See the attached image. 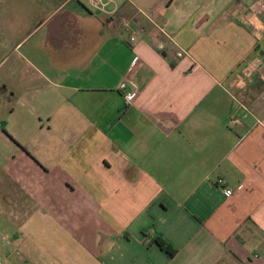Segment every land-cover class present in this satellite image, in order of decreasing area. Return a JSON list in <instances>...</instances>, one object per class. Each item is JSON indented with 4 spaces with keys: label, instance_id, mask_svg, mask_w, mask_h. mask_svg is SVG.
Instances as JSON below:
<instances>
[{
    "label": "crops",
    "instance_id": "crops-1",
    "mask_svg": "<svg viewBox=\"0 0 264 264\" xmlns=\"http://www.w3.org/2000/svg\"><path fill=\"white\" fill-rule=\"evenodd\" d=\"M255 1L0 0L5 264H264Z\"/></svg>",
    "mask_w": 264,
    "mask_h": 264
},
{
    "label": "built area",
    "instance_id": "built-area-1",
    "mask_svg": "<svg viewBox=\"0 0 264 264\" xmlns=\"http://www.w3.org/2000/svg\"><path fill=\"white\" fill-rule=\"evenodd\" d=\"M106 1L110 0H85L87 6L90 9L104 11L106 6ZM249 15L251 22L254 20H259L260 18L264 17V0H256L252 5L249 7ZM135 41V38L131 39ZM138 59L134 62L132 70L137 65ZM243 75L247 79H251L257 77L260 80L264 81V57H256L250 61L245 62ZM122 90L127 89V84L123 83L121 85ZM138 98V91H130L125 94V99L128 103L134 102ZM230 123H240V120L233 114L230 117ZM224 196L226 198H231L234 195L233 189L226 187L223 189ZM0 264H5L3 259L0 257Z\"/></svg>",
    "mask_w": 264,
    "mask_h": 264
},
{
    "label": "rangeland",
    "instance_id": "rangeland-1",
    "mask_svg": "<svg viewBox=\"0 0 264 264\" xmlns=\"http://www.w3.org/2000/svg\"><path fill=\"white\" fill-rule=\"evenodd\" d=\"M1 194H0V203L1 205H5V209L4 210V214H10L12 209L14 210H19L20 207L18 205H16V198L12 195V194H9L7 197L6 196L4 197L3 195V192L0 191ZM9 199V200H8ZM14 200V201H13ZM15 227L11 225L10 223V220H8V218L4 217L3 215L1 216L0 214V248H3L4 247V243L3 242V238H11L13 236V234L15 233ZM17 264H26V260L25 259H22V260H19L17 259Z\"/></svg>",
    "mask_w": 264,
    "mask_h": 264
},
{
    "label": "trees",
    "instance_id": "trees-1",
    "mask_svg": "<svg viewBox=\"0 0 264 264\" xmlns=\"http://www.w3.org/2000/svg\"><path fill=\"white\" fill-rule=\"evenodd\" d=\"M157 244L164 250L170 257H173L175 254V251L165 242L159 240L157 241Z\"/></svg>",
    "mask_w": 264,
    "mask_h": 264
}]
</instances>
